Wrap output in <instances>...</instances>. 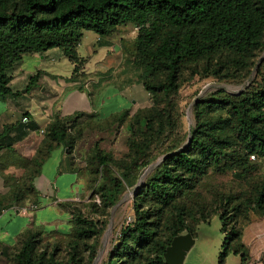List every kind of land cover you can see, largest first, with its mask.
I'll list each match as a JSON object with an SVG mask.
<instances>
[{
    "label": "rangeland",
    "instance_id": "1",
    "mask_svg": "<svg viewBox=\"0 0 264 264\" xmlns=\"http://www.w3.org/2000/svg\"><path fill=\"white\" fill-rule=\"evenodd\" d=\"M135 35L136 28L131 23L115 26L107 36L115 42L118 54L110 53L98 61L93 51L97 34L90 30L83 32L77 54L87 58L85 71L101 70L106 59L113 58L112 67L100 73L103 76L97 77L98 82L86 80L83 85L81 76L72 79L73 65L54 47L47 49L52 52L44 57V66L41 72H36L35 80L28 84L32 75L29 76L21 89L25 94L30 93L41 79L40 90H43L44 79L57 92L56 96L46 97L41 91L28 98L31 104L28 113L38 122L44 117L32 102L48 106L56 97L60 102L66 93L63 86L72 82L75 85L81 82L82 92L86 94L89 88L94 93L99 82L105 81L126 101L125 109L106 119L96 114L78 115L66 123L70 139L66 150L75 163L78 188L71 199L59 204L64 215L62 223L27 228L36 233L35 253L58 264H105L118 242L120 227L126 224L127 217L132 220L134 200L140 199L146 179L164 158L190 144L197 115L201 121L216 122L220 126L218 132L230 140V147L224 149L225 157L217 165L207 166L192 180L189 189L161 208L153 240L135 259L126 257L119 264H146L154 260L156 243L171 240L169 227L172 225L182 228L180 234L192 229L194 242L181 264H218L222 238L229 237L228 231H219L221 214L229 215L237 227L239 235L230 243L238 242V250L244 255L240 263L239 256L229 252L222 264H264V158L236 157L233 151L236 148L235 122L228 114V106L216 102L226 98L238 100L244 94L264 88V31L260 46L246 53L234 54L223 49L206 59L181 64L175 90L153 94L143 88L142 82L153 86L163 80L164 72L151 69L146 59L136 54ZM42 72L48 75L39 77ZM115 105L116 98H109L101 112ZM222 119L226 120L223 124ZM98 151L106 160L102 165L98 164ZM143 158L147 159L144 166ZM24 190L29 194L26 188ZM110 193H114L113 205L104 199ZM258 193L263 195L260 208L253 203ZM143 202L151 213H157L158 205L151 196L146 194ZM14 204L13 209L26 216L39 206L31 198ZM7 213L12 215L11 210H5L4 215ZM77 218L97 221L95 234L88 238L77 237ZM2 231L0 229V234ZM20 239L17 235L10 241L11 245H0V264H15Z\"/></svg>",
    "mask_w": 264,
    "mask_h": 264
},
{
    "label": "trees",
    "instance_id": "2",
    "mask_svg": "<svg viewBox=\"0 0 264 264\" xmlns=\"http://www.w3.org/2000/svg\"><path fill=\"white\" fill-rule=\"evenodd\" d=\"M125 23L136 28V54L143 56L151 69L164 72L163 80L153 86L142 82L143 88L151 94L165 93L175 90L180 66L185 62L206 59L218 50L242 54L260 46L264 31V0H0V100L18 94L8 86L10 76L7 70L22 54L58 48L73 64L72 79H75L81 76L79 70L84 62L76 53L82 31L108 35L115 26ZM37 74L28 79V84ZM81 86V82L77 84V87ZM216 102L228 106V114L235 122L236 148L233 151L236 157L264 158V88L244 94L238 100L226 98ZM78 115L87 114L55 117L45 126V150L52 146V142L62 143L67 148L70 139L66 134V123ZM221 122L223 124L226 120ZM23 125L28 130L37 129L32 122ZM219 128L216 122L201 121L195 116L190 144L164 158L146 179L140 190V199L134 200L132 220L120 227L118 242L105 264H119L126 257L135 259L153 240L161 208L189 189L192 180L207 166L217 165L225 157L224 149L230 147L231 142L218 132ZM13 129L14 126L9 125L0 130V151L10 149L13 141L26 134L24 129ZM11 132L14 133L11 135ZM97 159L99 165L106 162L99 151ZM17 163L24 172L17 178L10 176L7 196L13 203L30 198L37 202V193L30 181L38 172L39 163L35 159ZM146 163L147 159L143 158L142 166ZM228 168H232L231 165ZM25 188L29 194L24 193ZM113 194L104 198L110 205L114 204ZM146 194L157 203V213H151L145 207ZM4 199L2 196L0 202ZM262 201L263 195L258 193L253 203L260 208ZM230 218L222 214L218 217L219 231H228L229 234V237L222 238L218 264H222L229 252L238 255L240 263L244 261L243 252L238 250L240 244L230 243L239 235ZM178 221L181 222L180 218ZM76 223L79 238L94 235L98 228V222L92 219L77 218ZM181 231L180 227L170 226V239ZM186 231L191 235L192 229ZM35 234L27 228L18 234L21 239L14 255L15 264H58L35 253ZM169 242H157L154 260L146 264H164L162 255Z\"/></svg>",
    "mask_w": 264,
    "mask_h": 264
},
{
    "label": "crops",
    "instance_id": "3",
    "mask_svg": "<svg viewBox=\"0 0 264 264\" xmlns=\"http://www.w3.org/2000/svg\"><path fill=\"white\" fill-rule=\"evenodd\" d=\"M84 31H82V34ZM94 44L96 45L93 50L94 56L98 61L102 60L104 56L107 57L110 53L114 54L113 52H115L118 54L119 50L115 42L112 43V39H108L107 35L95 36ZM113 49L114 51H112ZM58 50L60 51V49ZM51 52L52 50H45L41 53L22 54L20 59L7 70V74L10 76L9 88L12 92L18 90L20 93L16 96H5L0 100V130L3 126L13 125V130L24 129L26 134L20 139L13 141L10 149H2L0 151V199L5 196V199L0 202V229H3L0 234V245L3 246L11 245L16 236L30 226H43L50 222L59 221L62 223L64 215L59 204L71 199V194L78 188L77 182L79 178L74 169L75 163L70 155L67 154L64 145L52 142V146L45 150L43 145L45 126L55 117H72L78 113H83L87 115L96 114L101 118H106L126 107L125 99L118 92H114L113 87L107 85L108 83L105 81L99 82L94 93L88 84L86 87L89 89L86 94L82 92V86L77 87L71 81L72 83L63 86V91L66 93L61 97L60 102L57 97L48 106L43 103L34 105L32 102V106L38 109L44 120L38 122L31 118L28 113L29 107L31 109L29 97L39 95L41 91L44 93L42 95H46V97L57 95L55 89L44 79L43 90H40L42 86L41 79V82L36 87L30 89L32 90L30 93L25 94V90H21L26 85L29 76L34 75L38 71L41 72L40 69L44 66V57ZM78 56L81 57L80 55ZM82 58L84 62L79 71L82 73L81 82H83V85L86 80L98 82V78L103 76L100 73L107 72L106 70L112 67L113 58H107L103 69L87 72L85 71L87 58ZM70 64L73 65L72 63ZM40 75L46 76L48 74L42 72V74L39 73V77ZM94 77L96 80L93 81ZM12 84L16 85L15 88L11 86ZM112 97L116 98V105L109 108V110L101 112L106 100ZM39 98H42V96ZM22 117H25V121H22ZM24 122L35 123L37 129L28 130L24 127ZM13 133L11 132V135ZM30 159H35L39 163L38 172L34 174L30 181L37 193L39 206L26 216L19 214L13 209L15 204L7 195L10 176L17 178L24 172V168L17 162H28ZM5 210H11L12 215H9V213L4 215ZM11 240L12 242L10 243Z\"/></svg>",
    "mask_w": 264,
    "mask_h": 264
},
{
    "label": "water",
    "instance_id": "4",
    "mask_svg": "<svg viewBox=\"0 0 264 264\" xmlns=\"http://www.w3.org/2000/svg\"><path fill=\"white\" fill-rule=\"evenodd\" d=\"M193 242L194 239L188 232L172 237L162 255L164 264H181Z\"/></svg>",
    "mask_w": 264,
    "mask_h": 264
},
{
    "label": "built area",
    "instance_id": "5",
    "mask_svg": "<svg viewBox=\"0 0 264 264\" xmlns=\"http://www.w3.org/2000/svg\"><path fill=\"white\" fill-rule=\"evenodd\" d=\"M22 121H25V117H22ZM125 222L126 223L130 222V217H127Z\"/></svg>",
    "mask_w": 264,
    "mask_h": 264
},
{
    "label": "bare ground",
    "instance_id": "6",
    "mask_svg": "<svg viewBox=\"0 0 264 264\" xmlns=\"http://www.w3.org/2000/svg\"><path fill=\"white\" fill-rule=\"evenodd\" d=\"M98 260H99V258H98Z\"/></svg>",
    "mask_w": 264,
    "mask_h": 264
}]
</instances>
